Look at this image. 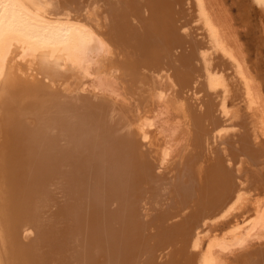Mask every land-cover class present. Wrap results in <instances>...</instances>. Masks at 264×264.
<instances>
[{
  "label": "bare ground",
  "instance_id": "6f19581e",
  "mask_svg": "<svg viewBox=\"0 0 264 264\" xmlns=\"http://www.w3.org/2000/svg\"><path fill=\"white\" fill-rule=\"evenodd\" d=\"M232 1L251 60L221 0H0V264H264V4Z\"/></svg>",
  "mask_w": 264,
  "mask_h": 264
},
{
  "label": "rangeland",
  "instance_id": "374dc122",
  "mask_svg": "<svg viewBox=\"0 0 264 264\" xmlns=\"http://www.w3.org/2000/svg\"><path fill=\"white\" fill-rule=\"evenodd\" d=\"M225 1V2H224ZM221 2L226 6L227 8L229 9V12H230V15L231 17L233 18V23L232 25L236 28L237 30V35H238V38H239V42H241V46L243 48V51L245 53V55H247V57L249 56L248 53H250L251 51L249 50L250 48V43L252 44L253 43V39H254V35H252L251 33H246V28L245 26L241 25L238 21V14H237V11H236V4L232 1V0H221ZM245 3V2H243ZM256 8H259L256 6ZM236 12V13H235ZM221 13V12H219ZM238 21V22H237ZM258 26V25H257ZM242 27V28H241ZM258 28H256V31H257ZM257 35L259 36H262L263 37V33L261 34V32L258 31L255 33V36L257 37ZM253 49V47H252ZM250 51V52H249ZM263 51V52H262ZM260 52L263 54L264 53V50L263 49H260ZM264 56V54L262 55ZM250 60L253 59V57L249 56ZM263 61H264V57L262 58Z\"/></svg>",
  "mask_w": 264,
  "mask_h": 264
},
{
  "label": "snow or ice",
  "instance_id": "6c2138e0",
  "mask_svg": "<svg viewBox=\"0 0 264 264\" xmlns=\"http://www.w3.org/2000/svg\"><path fill=\"white\" fill-rule=\"evenodd\" d=\"M258 2L264 4V0H258Z\"/></svg>",
  "mask_w": 264,
  "mask_h": 264
}]
</instances>
